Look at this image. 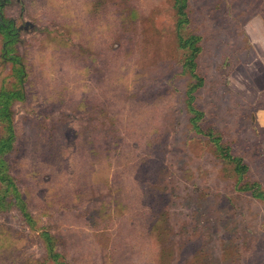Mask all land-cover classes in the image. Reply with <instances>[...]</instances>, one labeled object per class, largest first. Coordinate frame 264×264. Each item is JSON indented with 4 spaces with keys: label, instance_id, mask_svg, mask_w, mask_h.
<instances>
[{
    "label": "rangeland",
    "instance_id": "obj_1",
    "mask_svg": "<svg viewBox=\"0 0 264 264\" xmlns=\"http://www.w3.org/2000/svg\"><path fill=\"white\" fill-rule=\"evenodd\" d=\"M185 12L0 0V264H264V0Z\"/></svg>",
    "mask_w": 264,
    "mask_h": 264
},
{
    "label": "trees",
    "instance_id": "obj_2",
    "mask_svg": "<svg viewBox=\"0 0 264 264\" xmlns=\"http://www.w3.org/2000/svg\"><path fill=\"white\" fill-rule=\"evenodd\" d=\"M175 1V8L177 10L178 13V18H179V22H178V28H181V26L183 24H187L188 19H187V15L185 12V8L187 7V0H174ZM2 24V29H5V23H1ZM197 40L196 38H190L186 41L183 40L182 37H179V41L181 43V47L186 49L188 48L191 51V58L189 60V66L192 70V75L194 76V78L196 79V84L194 85L193 90H197L198 88L202 87L204 85V80L203 78L199 75L198 73V63L196 61L197 59V53L199 51L198 47H197ZM19 64V63H18ZM191 91V92H192ZM4 97H6V99H11L15 96L20 95V93H12V94H6L4 93ZM190 100H193V96L190 95ZM4 113H3V117L9 120V125L10 123V116L6 114V109H3ZM0 111H2L0 109ZM190 113L194 114V118L192 119V124L193 126H195L198 129V132H204L201 127L198 125L199 120L204 118V114L196 109L195 107L190 106ZM8 138L6 139H2L0 141V154L2 153V151H4V149H8L11 147L12 142H13V131H12V125H10V130L8 131ZM231 157V155H230ZM232 158V157H231ZM233 162L236 164L235 170L237 173H243L244 171H246L248 169L247 164L245 163V161L243 159H239V158H232ZM1 168V167H0ZM2 171L4 172L3 168H1ZM3 179V178H2ZM8 182L9 185L12 184V179L7 178L6 180H4V182ZM254 197L256 199H260V200H264V194L260 193V194H254Z\"/></svg>",
    "mask_w": 264,
    "mask_h": 264
}]
</instances>
